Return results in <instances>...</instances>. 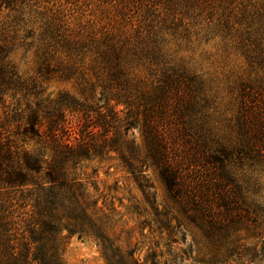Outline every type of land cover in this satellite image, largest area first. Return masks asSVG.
<instances>
[{"label":"trees","instance_id":"obj_1","mask_svg":"<svg viewBox=\"0 0 264 264\" xmlns=\"http://www.w3.org/2000/svg\"><path fill=\"white\" fill-rule=\"evenodd\" d=\"M0 17V264H66L75 236L106 264H183L142 261L112 235L86 165L113 160L173 243L185 221L237 264H264V0H0ZM215 39L249 68L224 124L211 82L169 50ZM34 49L26 79L10 58ZM55 78L81 98L47 94ZM150 168L174 215L157 208Z\"/></svg>","mask_w":264,"mask_h":264},{"label":"rangeland","instance_id":"obj_2","mask_svg":"<svg viewBox=\"0 0 264 264\" xmlns=\"http://www.w3.org/2000/svg\"><path fill=\"white\" fill-rule=\"evenodd\" d=\"M84 10H87L85 13H103L99 10L96 12L94 6ZM3 21L4 17H0V23ZM169 50L172 54L190 62L191 69L199 74L203 73L206 80L211 82L209 83L218 108L216 116L220 123L224 124L225 119L236 115L239 105L237 88L240 81L249 76V68L233 43L215 39L208 43L203 41L192 46H181L171 42ZM10 59L24 78L36 76L38 65L35 49L30 52L18 51ZM46 87L47 94L53 97L60 92H68L81 98L80 87L75 80L64 81L55 78L50 80ZM133 133L137 143L142 146L140 127L134 129ZM86 168L93 183L90 185L91 193L99 200V206L112 215V235L124 246L131 245L142 261L152 252H157L162 254L164 259L171 258V255L184 258L183 264H237L235 262L237 259L228 257L225 249L219 251L214 249L211 241L185 221L181 232L173 238L177 243H173L169 233L159 229L154 221L153 211L145 203L138 185L117 160L103 163L92 161L86 165ZM147 175L153 185L152 194L157 208L161 211L170 208L174 215L176 208L174 209L169 202L157 173L150 168ZM246 236V232H242L239 238L242 243L246 242L249 245L253 240ZM235 237L236 235L232 236ZM64 258L66 264H106L97 243L79 239L77 236L69 240ZM164 259L159 261L163 262Z\"/></svg>","mask_w":264,"mask_h":264}]
</instances>
